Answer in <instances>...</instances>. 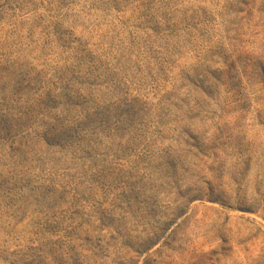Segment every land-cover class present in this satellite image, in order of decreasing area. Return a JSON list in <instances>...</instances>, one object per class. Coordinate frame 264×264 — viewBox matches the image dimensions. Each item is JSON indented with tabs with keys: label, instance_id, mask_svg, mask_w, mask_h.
I'll return each instance as SVG.
<instances>
[{
	"label": "rangeland",
	"instance_id": "rangeland-1",
	"mask_svg": "<svg viewBox=\"0 0 264 264\" xmlns=\"http://www.w3.org/2000/svg\"><path fill=\"white\" fill-rule=\"evenodd\" d=\"M0 264H264V0H0Z\"/></svg>",
	"mask_w": 264,
	"mask_h": 264
}]
</instances>
